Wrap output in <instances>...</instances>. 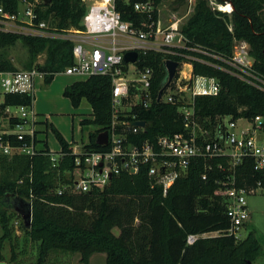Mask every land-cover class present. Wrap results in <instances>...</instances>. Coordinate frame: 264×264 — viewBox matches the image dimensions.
<instances>
[{
	"label": "trees",
	"instance_id": "trees-1",
	"mask_svg": "<svg viewBox=\"0 0 264 264\" xmlns=\"http://www.w3.org/2000/svg\"><path fill=\"white\" fill-rule=\"evenodd\" d=\"M23 0H0L5 12L18 15ZM35 5L39 19L48 21V30L64 34L69 29H82L88 6L83 0H28ZM168 0H116V8L124 20L139 23L148 19L135 11L136 2H150L154 6L152 19L158 20L159 6ZM183 4L185 0H176ZM197 0L192 14L182 24L181 31L190 47H201L210 54L225 59L232 56L235 41H245L251 47L255 68L264 75V0ZM231 4V13L227 12ZM225 10V11H224ZM232 26L230 30L229 26ZM18 41L27 48L32 67L33 60L46 53L39 70L50 82L54 76L74 63L70 39L31 36L24 32L5 31L0 28V70L18 68L2 52ZM193 55L196 75L215 77L220 83L217 95L195 97V111L201 122L215 121L217 116L254 119L264 117V91L231 73L209 65L200 59L226 65L219 59L198 51L184 49ZM163 52L141 53L138 64L152 67L154 100L146 108L141 105L120 112L118 119L144 120L146 126L134 133L127 127L130 141L141 144L156 142L159 135L183 132L184 121L178 103H166L155 98L168 81ZM173 58V57H172ZM181 60V57H174ZM64 94L74 107L85 98L91 105L92 117L81 119V125L95 124L99 128L90 133L86 149L105 150L96 143L98 134L110 130L113 122L112 80L106 75H91L65 88ZM29 94L6 93L1 108L8 105H29ZM2 115V111H0ZM207 123V122H205ZM122 129V126H119ZM61 143L62 158L52 161L54 154L47 141L33 155L0 154V224L4 231L0 237V264L5 261V241L10 238V219L14 197L32 202L31 228L25 227L28 238L38 245L35 264H45L50 252L62 251L81 254L80 261L89 264L95 253L106 254V264H253L262 252L255 231L243 238L231 234L204 236L206 233L224 232L230 227L226 199L220 187L230 174L228 158L215 156L191 160L187 172L176 179L164 194L162 186L153 185L148 166L136 173L121 172L114 175L103 188L88 192H75L74 143L67 142L54 129ZM8 136H4V139ZM14 144L17 139L12 138ZM223 163L224 168L219 164ZM206 178H203V175ZM264 176L255 167L254 159L247 157L236 168V184L250 188ZM91 210V216L86 212ZM115 229L119 233H115ZM197 235L188 244L189 235ZM11 264H24L13 251Z\"/></svg>",
	"mask_w": 264,
	"mask_h": 264
},
{
	"label": "built area",
	"instance_id": "built-area-1",
	"mask_svg": "<svg viewBox=\"0 0 264 264\" xmlns=\"http://www.w3.org/2000/svg\"><path fill=\"white\" fill-rule=\"evenodd\" d=\"M115 2L116 0L92 2L83 17V28L69 29L65 36L48 30V24L39 19L35 5L28 0L21 3L24 5L23 16L20 8L18 15H12L0 7L2 30L46 38L61 37L74 42V63L63 71L66 74L106 75L112 80L113 122L110 130H106L108 141L102 146L105 150L86 149L84 145L73 150L75 170L72 190L88 192L101 189L114 175L121 172L136 173L142 166H148L152 184L162 186L166 194L176 179L187 172L192 159L224 156L228 158L230 174L227 180L222 182L220 191L226 199L230 227L224 232H217L239 238L240 230L251 216L247 195L264 188V183L258 181L256 186L250 188L239 187L236 184V168L245 158L251 157L256 169L264 176V144L259 140L260 133L264 132V117L259 115L249 119L223 115L217 116L214 122L210 119L205 121L207 123L201 122L195 111V97L217 95L220 83L215 77L196 75L191 61L195 57L183 50L198 51L225 62L226 65H220L200 59L264 91V75L255 68V58L250 45L245 41L236 40L232 56L225 59L220 55L210 54L201 47H190L181 31L179 20L172 21L166 27L161 26L159 18V21L152 19L154 6L150 2L134 4L136 12L148 16V19H142L139 23L124 20ZM231 10L232 8L227 12L231 13ZM229 28L232 30L231 25ZM129 51L138 53L135 62L125 61V54ZM148 51L169 55L170 57L165 59V65L168 60L178 61L173 80L167 87H163L161 96L159 93L163 88L155 98L157 101L179 104L178 110L183 117L185 130L159 135L156 142L145 141L136 144L129 140L127 127H131L134 133L145 127L132 126L131 122L136 119L120 121L118 115L137 105L148 108L154 100V69L138 64L140 54ZM174 57H181V60ZM37 75L44 77L45 73L36 68L0 70V96L3 98L0 100V154L33 155L38 150L40 123L33 108ZM6 93L29 94L33 98L32 103L1 108ZM241 120L245 121L243 126L240 124ZM119 126H122V129ZM5 135L8 138L4 139ZM12 138L17 139L19 143L14 144ZM62 156L60 153L57 158L53 154L52 161L56 163ZM219 167L224 168L223 163H220ZM206 175L204 174L203 178H206ZM196 239L197 235H189L188 244H193Z\"/></svg>",
	"mask_w": 264,
	"mask_h": 264
},
{
	"label": "rangeland",
	"instance_id": "rangeland-1",
	"mask_svg": "<svg viewBox=\"0 0 264 264\" xmlns=\"http://www.w3.org/2000/svg\"><path fill=\"white\" fill-rule=\"evenodd\" d=\"M47 2L48 0H42ZM89 6L95 0H83ZM197 0H185L180 4L176 0H168L159 6V20L161 26H168L172 21L179 20L180 25L184 24L193 12L194 5ZM213 8L219 9V4L214 0H209ZM229 9L232 6L227 4ZM24 5L20 6V13L23 16ZM225 11V10H224ZM158 20V21H159ZM49 25V22L46 21ZM67 35V32L64 33ZM64 34H60L65 36ZM59 36V35H58ZM4 56L12 61L18 69H38L46 60V53L39 54L32 62V67H29L31 62L27 48L18 41L16 45L10 46L2 50ZM86 75L66 74L65 72L57 73L50 82H46L44 77L39 75L35 78L34 84V101L33 108L37 113L39 121V133L37 148L44 147V141H47L50 150L59 158L61 153V143L57 138L54 129H57L62 137L70 143H74V147L85 145L89 142L90 133L96 131L99 127L95 124L81 125L80 121L84 117H92V108L90 103L83 98L79 107H74L71 100L65 96V88L76 82L87 79ZM0 96V100H2ZM5 123V121H3ZM227 124V121H225ZM243 126L244 120L240 121ZM259 140L264 144V132L259 135ZM248 207L251 213L250 224L243 227L239 232V238H245L250 231H255L262 245V252L253 264H264V188L258 189L255 193L247 195ZM10 219V238L5 241L3 253L5 261L2 264H11L10 260L13 251L17 254L18 261L24 264H35L38 259V245L26 236L25 224L23 217L13 208ZM92 215L91 210L86 212ZM119 233L118 229L114 230ZM4 231L0 224V237ZM221 235L219 232H211L210 236ZM81 254L79 252L70 253L62 251L50 252L45 264H83L80 261ZM89 264H106L105 253H95L90 258Z\"/></svg>",
	"mask_w": 264,
	"mask_h": 264
},
{
	"label": "water",
	"instance_id": "water-1",
	"mask_svg": "<svg viewBox=\"0 0 264 264\" xmlns=\"http://www.w3.org/2000/svg\"><path fill=\"white\" fill-rule=\"evenodd\" d=\"M137 58H138V53L136 51H129L125 54L126 62H135ZM177 66H178V61L168 60L166 62V67L168 70V81L165 87H167L170 84V82L173 80L175 73H176ZM164 88L160 91L159 96H161ZM131 124L132 126L143 128L146 126V121L135 120V121H132ZM107 141H108V131L105 130V131L100 132L96 138V143L100 146H104L107 144ZM12 205H13V208L17 211V213L23 217L25 227L31 228L32 219H33L32 202L24 198L14 197L12 199Z\"/></svg>",
	"mask_w": 264,
	"mask_h": 264
},
{
	"label": "crops",
	"instance_id": "crops-1",
	"mask_svg": "<svg viewBox=\"0 0 264 264\" xmlns=\"http://www.w3.org/2000/svg\"><path fill=\"white\" fill-rule=\"evenodd\" d=\"M249 224H250V221H248V222L245 224L244 227H247ZM210 235H211V233H206V234H204V236H210Z\"/></svg>",
	"mask_w": 264,
	"mask_h": 264
}]
</instances>
